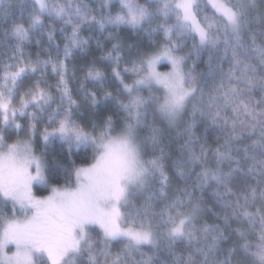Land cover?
Instances as JSON below:
<instances>
[{"label":"snow or ice","instance_id":"obj_1","mask_svg":"<svg viewBox=\"0 0 264 264\" xmlns=\"http://www.w3.org/2000/svg\"><path fill=\"white\" fill-rule=\"evenodd\" d=\"M0 264H264V0H0Z\"/></svg>","mask_w":264,"mask_h":264},{"label":"trees","instance_id":"obj_2","mask_svg":"<svg viewBox=\"0 0 264 264\" xmlns=\"http://www.w3.org/2000/svg\"><path fill=\"white\" fill-rule=\"evenodd\" d=\"M17 15H18V13H17ZM57 43H60L61 44V47H62V41H61V38H60L59 35H57ZM32 51L35 52V48H32ZM201 68H203V65H201ZM161 69L166 70L165 68H161ZM198 71H199V69H198ZM57 150H59V149H57ZM72 159H74L77 164H81L83 162V156L82 155H80V156H73ZM211 221H212V217H211V214H209V222H211ZM115 250L116 249H114V251Z\"/></svg>","mask_w":264,"mask_h":264},{"label":"rangeland","instance_id":"obj_3","mask_svg":"<svg viewBox=\"0 0 264 264\" xmlns=\"http://www.w3.org/2000/svg\"><path fill=\"white\" fill-rule=\"evenodd\" d=\"M159 70H160V71H167V69H166V70H164V69H161V68H160Z\"/></svg>","mask_w":264,"mask_h":264}]
</instances>
